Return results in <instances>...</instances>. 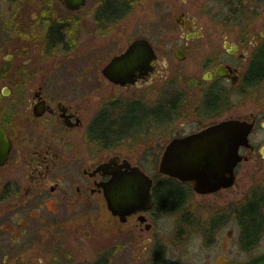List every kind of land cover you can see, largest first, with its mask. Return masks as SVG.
I'll use <instances>...</instances> for the list:
<instances>
[{"label":"flooded vegetation","instance_id":"1","mask_svg":"<svg viewBox=\"0 0 264 264\" xmlns=\"http://www.w3.org/2000/svg\"><path fill=\"white\" fill-rule=\"evenodd\" d=\"M67 1L0 0V137L9 142L6 154L0 150V264H87L72 263L71 246L83 243L86 221L102 218L112 231L101 246L110 253L99 249L90 264H182L168 254L161 220L186 208L193 192L210 195L213 210L207 227L194 230L216 238L232 217L238 247L252 253L202 264L263 254L264 69L257 57L264 0L165 4L161 23L178 27L169 61L148 38L130 36L127 17L147 0ZM136 38L153 48L150 67L120 61L109 75ZM169 71L178 87L163 83ZM226 120L248 129L232 184L197 193L178 181L189 190L178 210L160 208L156 190L166 192L168 181L159 162L168 142ZM132 166L151 178L153 202L120 218L107 206L104 184L111 171ZM252 201L261 225L247 237L239 216ZM179 215L180 225H194L192 215ZM225 234L230 241L231 229Z\"/></svg>","mask_w":264,"mask_h":264},{"label":"water","instance_id":"2","mask_svg":"<svg viewBox=\"0 0 264 264\" xmlns=\"http://www.w3.org/2000/svg\"><path fill=\"white\" fill-rule=\"evenodd\" d=\"M82 0H68L71 7H78ZM178 51V50H177ZM182 56V55H179ZM154 51L144 38L134 39L121 58H114L108 74L118 62L133 61L150 67ZM120 65V64H119ZM117 71V70H115ZM247 127L236 120L211 124L184 137L172 138L164 149L159 162V172L178 181L189 183L197 193L212 192L233 182L232 169L238 160L237 147L243 142ZM9 142L0 137V150L6 154ZM112 177L104 184L109 210L120 218L149 208L153 202L151 178L137 166L129 170H113ZM227 264H264V253L246 261Z\"/></svg>","mask_w":264,"mask_h":264},{"label":"rangeland","instance_id":"3","mask_svg":"<svg viewBox=\"0 0 264 264\" xmlns=\"http://www.w3.org/2000/svg\"><path fill=\"white\" fill-rule=\"evenodd\" d=\"M176 0H147L143 3H139L135 9L129 13L127 19L129 25H132L133 32L130 36H144L148 38L157 47H160L162 52L166 54L169 61V57L173 54V50L178 43L176 39V33L178 27L170 22L161 23V18L165 15H169L168 11H165V4H172ZM179 1V0H177ZM196 4L199 0H191ZM193 2V3H194ZM193 5V4H192ZM196 6V5H195ZM197 7V6H196ZM164 9V10H163ZM160 10H162L160 12ZM125 19L126 23L128 20ZM145 20H151L150 23L144 25ZM131 32V31H130ZM174 58V55H173ZM168 74V75H167ZM166 78L164 79L167 85L171 87H178L177 81L171 75V71L166 72ZM150 174L155 175L156 172ZM211 196L200 197L196 193H190L186 201V208L178 210V212L171 215H167L161 222L166 228L165 242L167 244V250L169 256L175 260V263L182 264H202L212 263V259L216 256V263H221L222 260L227 257L228 259L246 258L251 255V252H245L240 250L238 242L236 241L238 236V223L234 218L229 216L219 227L218 235L215 236L207 231L203 234L200 233L203 227H207L206 222L213 214V210L209 207V201ZM186 212L192 215L194 218V225H185L178 222L181 213ZM195 214V216H194ZM100 222V223H99ZM98 223L94 224L88 220L84 223L85 236H83V243L80 245H72V263H87L90 264L91 258L97 254V251L102 248L106 253H110V250L104 249L101 246L106 241V229L108 232L112 231L109 222L101 219ZM198 227V228H196ZM180 228V232L176 234V229ZM194 230V229H199ZM228 229H231L233 237L228 242L227 233ZM222 239V240H221ZM222 244L227 242L231 244V247L224 249ZM109 245L112 243L111 239H108ZM259 250H264V233L261 239V247ZM104 252V253H105ZM128 253V252H127ZM129 251V256L131 255ZM113 264H126V263H113Z\"/></svg>","mask_w":264,"mask_h":264},{"label":"trees","instance_id":"4","mask_svg":"<svg viewBox=\"0 0 264 264\" xmlns=\"http://www.w3.org/2000/svg\"><path fill=\"white\" fill-rule=\"evenodd\" d=\"M258 66L264 69V51L257 57ZM168 184L166 192H160L159 188L156 190L157 203L160 208L166 211L178 210L179 206L183 202V197L187 196V191L184 186L171 177H166ZM159 186V185H158ZM240 222L242 224L243 234L247 237L251 232H255L261 225V218L259 217V211L257 203L252 201L245 204L240 214Z\"/></svg>","mask_w":264,"mask_h":264}]
</instances>
